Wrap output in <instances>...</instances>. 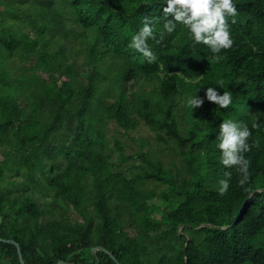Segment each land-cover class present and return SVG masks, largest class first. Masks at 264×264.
<instances>
[{
  "label": "trees",
  "instance_id": "obj_1",
  "mask_svg": "<svg viewBox=\"0 0 264 264\" xmlns=\"http://www.w3.org/2000/svg\"><path fill=\"white\" fill-rule=\"evenodd\" d=\"M164 3L0 0V237L20 244L26 264H264V0H236L234 44L219 61L183 26L161 38ZM145 16L157 30L151 62L129 47ZM84 33L92 40L81 70L78 46L67 45ZM132 81H157L156 100L130 93ZM209 85L231 90L233 103L207 100ZM196 94L205 99L193 110L186 98ZM227 118L252 131L243 185L216 147ZM140 120L174 142L193 181L146 154L137 171L116 168L106 125L131 132ZM150 181L168 186L160 220ZM70 207L83 222L71 223ZM0 264H21L15 245L0 242Z\"/></svg>",
  "mask_w": 264,
  "mask_h": 264
},
{
  "label": "clouds",
  "instance_id": "obj_2",
  "mask_svg": "<svg viewBox=\"0 0 264 264\" xmlns=\"http://www.w3.org/2000/svg\"><path fill=\"white\" fill-rule=\"evenodd\" d=\"M162 28L159 29L161 38L164 33H173L178 25L187 29L192 45H206L214 54V59L219 61L222 49H229L234 44L229 18L233 20L238 13L236 0H165L162 5ZM145 23L138 31L131 35L129 47L148 58L149 62L157 59L156 53L149 40L156 39V25L151 18L145 16ZM221 85L222 81L219 82ZM200 90V89H199ZM207 100L214 102L221 108H227L233 103L231 90L220 92V88L209 85L205 90ZM205 97L189 95L186 103L190 109H195L204 103ZM253 127H259L258 120ZM252 135L247 123L231 118L222 120L219 124L218 143L220 161L225 166H238L243 173L240 183L243 185L248 179L249 161L244 155L250 150L248 138ZM230 175V173H227ZM220 191H227L229 180L221 181Z\"/></svg>",
  "mask_w": 264,
  "mask_h": 264
},
{
  "label": "rangeland",
  "instance_id": "obj_3",
  "mask_svg": "<svg viewBox=\"0 0 264 264\" xmlns=\"http://www.w3.org/2000/svg\"><path fill=\"white\" fill-rule=\"evenodd\" d=\"M77 31L82 32L83 29L77 28ZM92 40V36L90 33H84L80 38L72 39L71 42L67 45V42H61L62 45H77L78 49L75 57L73 59L79 63L80 68L82 70V64L85 61V55L83 49H87V44ZM87 66L84 67L83 70H86ZM158 82L157 81H132L129 84L130 93L136 94H145L147 97L156 100L157 91H158ZM177 113L179 114L182 127L188 129L191 127V123L189 122V117L187 115L186 104L184 101H180L178 99L177 104ZM264 114L261 113L260 115ZM106 134L108 138L109 150L113 154V161L118 170L129 171L133 169L136 170L137 163L146 166L140 159L141 154H146L150 157V159L157 160L161 162L165 169L181 177L185 178L187 181H193L194 175H190L186 171V163L184 159L181 157L179 153V149L174 144L173 141L168 140L167 142H161L157 139V134L151 130V128L145 124L142 120H140V124L134 131H126L125 129L119 127L116 122H109L106 125ZM119 146H122V152L119 149ZM3 148H0V161L3 160L2 155ZM168 186L163 183L158 182H147L145 186V190L148 192H155L157 197L151 200L150 205H156L159 209L154 213V218L160 220L162 218V211L166 206L165 200L160 198V195L167 191ZM50 198L43 197L39 199V202L44 209H48V202ZM92 209V207L90 208ZM68 212L70 215V221L72 224L76 222H83V218L73 209L68 208ZM47 216H51L48 214ZM168 230L167 226H163L157 234H162L163 231ZM181 230V228H180ZM162 239V238H161ZM161 241H159L160 243ZM91 254V252H88Z\"/></svg>",
  "mask_w": 264,
  "mask_h": 264
},
{
  "label": "water",
  "instance_id": "obj_4",
  "mask_svg": "<svg viewBox=\"0 0 264 264\" xmlns=\"http://www.w3.org/2000/svg\"><path fill=\"white\" fill-rule=\"evenodd\" d=\"M0 242L1 243H7V244H12V245H15V247L17 248L18 250V255H19V258H20V261H21V264H26L25 260H24V257H23V253H22V249H21V246L18 242H16L15 240H11V239H4V238H1L0 237ZM188 245V244H187ZM186 245V247H187ZM98 250H103V251H107L106 249L104 248H96L95 251H98ZM184 252L186 253V249L184 250ZM109 253V252H108ZM110 254V253H109ZM110 256L115 260L117 261V259L113 256V254H110ZM59 264H64L63 262H60Z\"/></svg>",
  "mask_w": 264,
  "mask_h": 264
}]
</instances>
